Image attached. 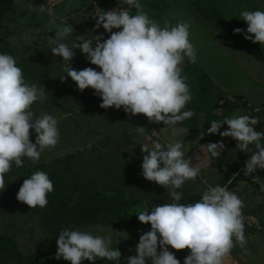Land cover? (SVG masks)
I'll return each mask as SVG.
<instances>
[{"label": "clouds", "instance_id": "9594fccd", "mask_svg": "<svg viewBox=\"0 0 264 264\" xmlns=\"http://www.w3.org/2000/svg\"><path fill=\"white\" fill-rule=\"evenodd\" d=\"M130 8L117 7L98 15L96 31L101 26L110 34L77 36L79 42L69 46L65 41L73 32L72 25L66 24L55 31V38L48 37L53 56L63 58L65 76L83 92L93 89L102 103L101 108H123L130 116L144 115L150 123L175 126L195 115L192 110L182 111L192 100L186 77L182 76L185 58L196 63L197 49L190 40L191 25L178 21L175 25L165 20L163 26L151 19L144 11L140 0H124ZM56 23L52 8L40 6ZM247 24L242 33L246 40L264 47V10H244L240 18ZM117 29V31H113ZM95 42V46H93ZM75 49L85 55L87 61L97 66L76 70L71 67ZM47 99L45 88L26 83L24 73L10 54H0V192L5 190V175L15 165L23 166L24 158L33 163L41 158L45 150L54 148L60 139L58 120L51 114L36 116L32 106ZM260 120L248 115L233 114L223 123L213 121L207 134L231 137L236 149L250 153L242 170L245 176H252L257 169H264V132L256 131ZM222 124L228 128L220 131ZM34 130L35 142L30 139ZM144 127H137L141 135ZM254 145V149L250 147ZM207 151L212 157H219L224 150L223 142L207 143ZM183 140L162 144L154 142L151 147L141 145L144 153L141 175L150 182L167 189L171 202L155 205L151 211L142 208L136 215L142 224H149L151 230L143 232L135 247V255L126 257V264H180L169 248L176 251L189 250L183 264H224L237 245L247 251L245 224L242 210L243 200L228 185H209L195 203H181L184 197L181 189L186 181H194L201 167L185 158ZM254 183L264 182L253 176ZM231 179H229V184ZM54 190L53 182L44 171H36L25 178L16 199L30 209L44 208L48 204L47 195ZM102 231V229H101ZM55 259H63L69 264H83L98 258L120 264L122 253L111 247L110 237L93 235L91 232L63 228L56 240ZM159 249V251H158Z\"/></svg>", "mask_w": 264, "mask_h": 264}, {"label": "rangeland", "instance_id": "374dc122", "mask_svg": "<svg viewBox=\"0 0 264 264\" xmlns=\"http://www.w3.org/2000/svg\"><path fill=\"white\" fill-rule=\"evenodd\" d=\"M113 2L115 8H130L124 0ZM9 3L10 8L3 21L2 39L14 47L19 64L30 66L38 80L37 85L45 88L47 99L37 107L35 115L39 116L42 112L53 115L58 120L60 131L58 144L50 151L45 150L39 161L33 163L24 158L23 163L34 166L58 159L61 162L53 170L62 175L69 185L83 184L109 194L120 188L128 196H150L170 201L167 189L155 182L141 180L140 166L144 153L136 147L141 142H159L152 134L162 123L148 126L141 115L130 116L123 108H101L102 101L93 89L80 92L70 77L63 82L60 79L66 75L63 58L52 55L51 47L54 45L48 43V37L55 38L59 27L70 24L74 32L63 41L69 46L79 42L77 36H88L90 33L109 38L110 34L102 26L92 31L98 15L102 14L99 7L92 0H0V10ZM140 3L149 17L161 26L165 20L172 25L178 21L190 23V40L197 49L195 64L210 75L213 96L218 93L234 98L243 96L256 113L264 112V47L246 40L242 33H234L236 28L247 29V24L239 19L240 13L244 10H264V0H140ZM47 5L55 14V24L49 22L52 17L47 10L39 8ZM74 51L72 68L100 70L90 64L79 49ZM185 60L188 61L187 58ZM56 91L60 95L51 97ZM137 127H144L145 133L139 134ZM30 131V139L34 143L36 134L34 130ZM68 154H74V160H66ZM110 165L114 173L106 178L103 172ZM136 174L140 179H131ZM14 185L17 193L22 185L21 179L15 177ZM0 200V234L15 237L25 255L38 250H57L56 240L42 229L38 217L29 211V207L16 198L15 202L9 200L7 186L0 192ZM181 203H192V199L184 195ZM142 208L131 209L132 217L138 224L112 226L101 219L79 230L110 237L111 247H117L122 253L120 264H126L125 258L136 254L140 235L151 230L149 224L138 220L136 214ZM169 250L183 264L184 251ZM86 262L115 264L114 261L99 258L95 262Z\"/></svg>", "mask_w": 264, "mask_h": 264}, {"label": "trees", "instance_id": "16d2710c", "mask_svg": "<svg viewBox=\"0 0 264 264\" xmlns=\"http://www.w3.org/2000/svg\"><path fill=\"white\" fill-rule=\"evenodd\" d=\"M104 13L107 10L114 9L115 2L113 0H92ZM131 14H135V8H128ZM10 8V3L5 9L0 10V54H10L17 60V52L13 46L8 44L3 37V21ZM24 73L25 81L29 84H37V78L32 73L30 66L26 63L21 65L17 62ZM182 76L186 77V83L190 87L192 100L186 105L182 111L192 110L195 115L190 119H186L178 124L187 128L190 132L196 133L200 115H205L204 132L202 135L203 143H217L218 136L207 134L208 128L213 121H221L233 115L238 109L247 107V101L243 97L231 99L225 93H218L212 95L213 83L208 73L203 71L195 63L184 61L182 67ZM60 95L59 91L51 95ZM41 105L36 102L32 106V110L36 111L37 107ZM162 123V122H161ZM163 124V123H162ZM161 143V142H160ZM237 143V142H236ZM264 144V140L261 141ZM254 149V145H250ZM250 153L240 152L239 156L232 160L226 156L212 157L211 166L222 169L225 173L222 176V185H225L227 180V173L224 171L226 167L227 172H236L243 167L246 160L250 158ZM67 160H74V154L65 156ZM60 160H52L43 162L34 166H28L23 163L22 167L17 168L13 165L11 171L5 175V182L9 192V200L15 202L16 187L14 185V178L18 177L22 183L25 178L36 171H44L49 175L53 182L54 190L47 195L48 204L44 208L37 206L36 208H29V211L38 217L40 225L52 238L57 240L60 231L67 227L71 230H79L82 226H87L97 223L104 219L107 224L112 226H119L122 224L133 223L136 224V219L132 216L131 209L133 207H143L151 211L153 206L162 205L166 201L157 197L150 196H128L124 190L117 189L114 193L109 194L106 191L87 187L83 184H67L62 175L53 170V167L59 164ZM253 187L259 185L251 182ZM201 179L197 178L192 181H186L181 189L177 191L182 192L183 195L192 199V203L198 202L201 199L203 191L207 189ZM0 200V206H1ZM138 224V223H137ZM56 250H38L31 254L25 255L20 250L15 237L6 234H0V264H69L63 259H55ZM186 256H182L183 260ZM83 264H87L86 260Z\"/></svg>", "mask_w": 264, "mask_h": 264}, {"label": "crops", "instance_id": "0c3cea01", "mask_svg": "<svg viewBox=\"0 0 264 264\" xmlns=\"http://www.w3.org/2000/svg\"><path fill=\"white\" fill-rule=\"evenodd\" d=\"M183 66L184 62L181 65V68ZM230 98L234 99V97ZM243 99L247 101V107L238 109L234 114L248 115L250 117L257 118L260 121L257 125L254 126L255 130L264 132V112L259 111L258 113H256L255 110L251 107L249 101L245 98ZM232 116L233 115L229 116L228 118H231ZM205 118L206 117L204 114L200 115L196 133L190 132L187 128L180 126L178 123L175 126H165L164 124H162L158 126V130L154 132L157 133L159 142L165 145L167 143L173 142L174 140H183V150L185 151V158H191L193 164L198 163L201 167L200 174L198 175L201 181L207 186L228 185L229 190L235 192L243 200L244 207L242 210V214L254 215L260 221V229L245 225V237L248 241L246 245L247 251L242 250L237 245L232 249L230 256L225 259L224 264H264V191H261L259 183H256L259 185L258 187H253L251 183L253 182V176H259L262 179V182H264V169H257L256 172L251 174L252 176H245L242 171L245 167V164L236 172L228 173L225 167L224 171L227 173V180L225 185H222V176L225 173L221 172L222 169L211 166V154L207 151V143L205 144L202 142ZM219 122L223 123L224 119ZM227 128V124H222L220 131H224ZM213 135L218 136L217 142H223L224 144V150L221 151V156H226L232 160H235L239 156L241 151L239 149H236V141L233 138L222 137L219 134ZM144 144H147L149 147H151L153 143L149 144L141 142L138 146H136L137 150L141 153V145ZM112 169L113 168L111 165L110 167L105 168L103 176L106 178L111 177L114 173ZM121 169L122 166L120 167V170ZM123 170L126 171L125 168ZM120 174H122V170L120 171ZM134 178L140 179L137 174L134 175V177H131V179ZM143 179L144 178L141 177V180ZM229 179H231L230 184ZM183 251L184 256H187L189 254L188 249H185Z\"/></svg>", "mask_w": 264, "mask_h": 264}, {"label": "built area", "instance_id": "2783aa9c", "mask_svg": "<svg viewBox=\"0 0 264 264\" xmlns=\"http://www.w3.org/2000/svg\"><path fill=\"white\" fill-rule=\"evenodd\" d=\"M142 115V114H141ZM143 119L147 121V125L148 126H151L153 123H150L148 121V119L142 115ZM152 136L156 137L158 139V135L156 132L153 131V134ZM245 220H244V224L249 226V227H256V228H261L260 226V221L254 216V215H251V214H243Z\"/></svg>", "mask_w": 264, "mask_h": 264}]
</instances>
